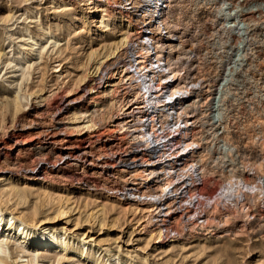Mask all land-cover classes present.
<instances>
[{
  "label": "rangeland",
  "instance_id": "1",
  "mask_svg": "<svg viewBox=\"0 0 264 264\" xmlns=\"http://www.w3.org/2000/svg\"><path fill=\"white\" fill-rule=\"evenodd\" d=\"M135 2L0 0V209L37 228L31 238L44 232L67 247L39 250L32 264H264V0H168L151 44H164L171 84L190 93L176 110L185 115L157 114L152 148L138 135L146 108L134 74L120 71L126 47L140 60L147 20ZM42 28L58 46L29 58L27 99L15 101L18 73L5 61H22L29 35L46 44ZM183 118L189 147L178 142ZM156 159L151 177L134 180ZM230 174L249 187L223 190ZM9 249V264L31 257Z\"/></svg>",
  "mask_w": 264,
  "mask_h": 264
},
{
  "label": "bare ground",
  "instance_id": "2",
  "mask_svg": "<svg viewBox=\"0 0 264 264\" xmlns=\"http://www.w3.org/2000/svg\"><path fill=\"white\" fill-rule=\"evenodd\" d=\"M167 2H168V0H136V2H135L136 3V10H135L136 13H138V14L140 13L142 15V17H141L142 21L145 19L147 20V21L143 22V24L145 23V27H143L145 29H143V30L141 29V31H143V33H141V31H140L141 34L139 33L140 36H138V39L141 40V48L138 50L140 52V55H139L140 60L136 62L137 59L136 60L134 59L136 57L134 55V53H136V52L133 51L134 49L132 50V49H130V48L128 49L126 47L124 53L127 55L125 57L123 64L120 66V68H121L120 71H123V69L125 67L126 72H128V69L131 68V72H133V74H134L133 76L131 75L132 78H131V76H130V78L132 79L134 86L137 88L138 95L141 98L140 103L143 104L144 108H146L145 112L142 113L143 115L141 117V122L136 123V126L138 124V128L141 129V131H138V135L142 134L143 135L142 136L143 141L146 142L147 147L149 146L151 148L154 146V144L157 141L161 140L160 136L156 135V133H157V128H156V125H157L156 122L157 121L156 120H157V116H158L157 114L161 113L162 119H164L166 121L173 116H176V118H178L179 116L182 115V113L185 115L187 113L186 109H184L183 112H180L179 115H178V113H176V110H177L178 106L180 107L181 100L186 98L188 96V93H190V91L188 92L187 89L183 90V87L180 86V83H178L176 85L171 84V82L175 79L177 68L171 67L172 64H170V63L168 64V62L166 63V50H165L164 44L160 43L159 46H157V47H153L151 44V40L153 38V36H151V35L153 32L157 35V37H159V40L156 43H159L160 40H162V37H163L162 35L164 34V31L166 28L165 26L167 24V22H165V14H164V8L166 7ZM91 8H92V13L100 11L99 8H97V5H94ZM74 18L77 20V16H74ZM131 21H133V18H131ZM98 23L106 26V23L104 24V19L99 20ZM139 24H141V23H139ZM94 26H96V24ZM42 29L44 31L42 34L43 37L50 36V37H46V41L44 42L46 44L41 43V39H38V38L34 37L33 35H29L27 37L26 41H24V40L23 41L26 42L25 43L26 46H28L30 49H27V51H22V50H21V52L18 51L22 56V61L21 60L15 61L16 59L15 60L7 59L6 61L4 60L6 65H9V66L11 65V68H13V70H12L13 73H18V74H16L17 75L16 78L11 74L15 78V79L11 80V83H13V82L16 83L15 94L13 95V96H15L14 97L15 101H18V99L20 98L21 86L23 87L24 81L27 80V76H26V74L28 73L27 71L32 66L33 62L36 59L35 58L34 61H32V63H31L29 61V58L31 56H33L36 51H37L38 58H40L41 53L46 48L47 44H49V48L50 47L54 48V46H58L59 40L56 39L54 36H51V32L48 30V28H42ZM128 35L129 34H127V36L124 38L123 44L126 42ZM114 51L109 50V53L106 55V57L112 58L111 56L114 55V53H115ZM18 52H17V54H18ZM102 63H104V62L102 61L99 63V65L95 66V72L91 73V76H90L92 78L88 77V80L86 79L87 81L85 82V84L90 82V84L88 85L89 86L88 90H90V91L94 88V84L96 83V81H98L100 78H102V76L100 75L101 72H103L102 68L104 67V65H102ZM162 70L165 73L162 72V74L161 73L158 74ZM27 75H29V74H27ZM99 75L101 77H99ZM155 77H156V79H154ZM108 86H111V85H108ZM164 88H167L166 92H163ZM153 91L156 94L155 97H152L151 93ZM88 94H90V93H88ZM26 97H27V95L21 97L20 99L24 98V100H25V99H27ZM20 99H19V101H21ZM10 107H11V104H10ZM12 107H14V106H12ZM80 108L78 110H80ZM135 108H137V107H135ZM80 111L78 112L76 110L75 113H81ZM143 118H144V120H142ZM185 118H186V116H185ZM185 118L182 119L183 132H182V136L180 137L178 142L184 143L187 147H189L191 145V143L187 140V138H188V121ZM78 120H79V118H78ZM86 123L87 124H85V126H83V128L85 127V129L87 128V130H88V127L92 128L93 124L90 123L89 119L86 121ZM167 142H169V143L173 142V139H171V140L168 139ZM164 146H166V144H164ZM60 157H58V158H60ZM160 160L161 159H156L152 162H149V163H151V165L149 167L151 169L150 170L142 169L141 171H138V173H136L134 176V180L145 181L149 177H151L153 174L152 169L155 168V166L157 165L154 163L159 162ZM145 162H146V160H145ZM53 163H55V162H53ZM263 168H264V165L261 162L256 167V170L258 173H263L264 172ZM171 183H172V180L167 179L164 183H162L160 185V191L163 192L166 189V187H168ZM135 184H137V183H135ZM260 186L261 185L258 183L256 186H252L251 189L256 190L255 188H258V190L259 189L261 190ZM242 187L248 188L249 186L246 184V182H244L242 184L241 180L234 178L233 175L230 174L229 181L226 184H224L223 190L229 191V190L233 189L235 191H239ZM259 193H261V192H259ZM2 212L3 211H1V209H0V264H9V262L7 263L6 259L3 257V255L6 253V251L7 252L10 251L9 245L15 246V248L18 249L19 254L23 253V252H27V251L30 253L31 257L27 260L25 258L26 262L22 261L23 262L22 264H30L31 262L33 263V261H35V259H36V255H37L36 252H38L39 250L41 252L49 251L52 253L55 251L56 248H60L58 250L60 253L67 252V247L65 245H60V243H58V237L56 235H47L46 233L41 232L37 235V237L35 239H33V238H31V235L36 234V231H38L37 228L28 227L19 218L14 220V217H12L10 215L4 216V214ZM28 242H30V245H28ZM28 246H31V250L28 249ZM68 251L70 252V250H68ZM71 252H72V254L74 253V255L76 254L77 257L82 255V254L76 252V250L74 251L71 249ZM8 253H10V252H8ZM58 256L60 257L61 255L59 254ZM19 257H23V256H19ZM19 257H17V258H19ZM14 261H16V258L14 259ZM29 261H30V263H29Z\"/></svg>",
  "mask_w": 264,
  "mask_h": 264
}]
</instances>
